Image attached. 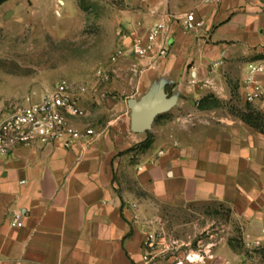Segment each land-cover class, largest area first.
<instances>
[{
  "label": "crops",
  "instance_id": "obj_1",
  "mask_svg": "<svg viewBox=\"0 0 264 264\" xmlns=\"http://www.w3.org/2000/svg\"><path fill=\"white\" fill-rule=\"evenodd\" d=\"M123 12L124 47L157 25L169 45L162 58L128 53L139 66L128 71L132 91L162 81L177 103L141 133L127 104L103 120L87 111L78 125L94 128L90 143L0 156V264H146L158 204L218 202L246 242L263 236L264 132L228 108L264 114L242 88L248 64H264V0H124ZM190 13L201 23L191 30ZM207 250L198 261L180 250L179 264H251L229 243Z\"/></svg>",
  "mask_w": 264,
  "mask_h": 264
},
{
  "label": "rangeland",
  "instance_id": "obj_2",
  "mask_svg": "<svg viewBox=\"0 0 264 264\" xmlns=\"http://www.w3.org/2000/svg\"><path fill=\"white\" fill-rule=\"evenodd\" d=\"M123 6L124 0L4 2L0 6V104L9 110L25 96L39 98L66 78L75 84L89 115L103 120L129 111L127 95L139 98L141 93L132 91L128 75L139 66L122 44ZM120 48L125 54L113 60ZM234 99L241 101L237 93ZM228 109L237 115L246 108L235 103ZM158 209L155 225L147 233L154 240L146 247V264H179L180 250L190 259L202 260L210 254L208 245L224 243L244 261L264 264L262 247L246 242L242 224L226 206L158 204Z\"/></svg>",
  "mask_w": 264,
  "mask_h": 264
},
{
  "label": "built area",
  "instance_id": "obj_3",
  "mask_svg": "<svg viewBox=\"0 0 264 264\" xmlns=\"http://www.w3.org/2000/svg\"><path fill=\"white\" fill-rule=\"evenodd\" d=\"M194 14L187 15L186 29H194L200 25ZM162 25L152 27L146 35L134 39L128 53L139 58L149 55L162 58L169 52L166 41H159ZM125 54L120 48L113 60ZM244 98L247 102L264 101V64L251 62L242 83ZM75 84L63 78L55 87L41 97L27 95L20 105L10 106L0 104V156L9 154L18 146L35 144L54 145L71 149L79 143H90L95 130L92 126L81 127L78 121L87 116V110L82 104L81 97L76 91ZM13 225L19 224V215L12 219ZM154 235L149 233L145 240L144 249L153 245ZM250 245L264 247V231L261 239L249 241Z\"/></svg>",
  "mask_w": 264,
  "mask_h": 264
},
{
  "label": "water",
  "instance_id": "obj_4",
  "mask_svg": "<svg viewBox=\"0 0 264 264\" xmlns=\"http://www.w3.org/2000/svg\"><path fill=\"white\" fill-rule=\"evenodd\" d=\"M177 95L167 92L165 84L157 81L139 98H129L131 130L141 133L151 129L160 114L171 110L177 103Z\"/></svg>",
  "mask_w": 264,
  "mask_h": 264
},
{
  "label": "trees",
  "instance_id": "obj_5",
  "mask_svg": "<svg viewBox=\"0 0 264 264\" xmlns=\"http://www.w3.org/2000/svg\"><path fill=\"white\" fill-rule=\"evenodd\" d=\"M6 1L7 0H0V6ZM245 108V111L241 113L239 111L237 116L255 129L264 132V114L260 111H255V109H252L248 104L245 105ZM260 251L263 253L262 256L264 257V247H262Z\"/></svg>",
  "mask_w": 264,
  "mask_h": 264
}]
</instances>
